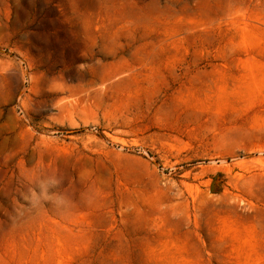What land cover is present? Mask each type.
Returning <instances> with one entry per match:
<instances>
[{
    "label": "rangeland",
    "instance_id": "1",
    "mask_svg": "<svg viewBox=\"0 0 264 264\" xmlns=\"http://www.w3.org/2000/svg\"><path fill=\"white\" fill-rule=\"evenodd\" d=\"M0 264H264V0H0Z\"/></svg>",
    "mask_w": 264,
    "mask_h": 264
},
{
    "label": "clouds",
    "instance_id": "2",
    "mask_svg": "<svg viewBox=\"0 0 264 264\" xmlns=\"http://www.w3.org/2000/svg\"><path fill=\"white\" fill-rule=\"evenodd\" d=\"M25 179L28 183L27 199L32 208L39 210L47 204L63 214L72 211L73 202L60 191L64 182L60 174L35 171L26 176Z\"/></svg>",
    "mask_w": 264,
    "mask_h": 264
}]
</instances>
